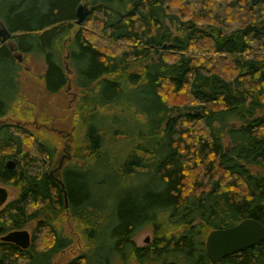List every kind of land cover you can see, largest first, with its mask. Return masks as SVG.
I'll return each instance as SVG.
<instances>
[{"label":"trees","instance_id":"16d2710c","mask_svg":"<svg viewBox=\"0 0 264 264\" xmlns=\"http://www.w3.org/2000/svg\"><path fill=\"white\" fill-rule=\"evenodd\" d=\"M0 23L14 48L0 41V119L20 95L18 54L43 62L49 94L70 78L81 92L80 164L58 172L67 206L54 147L0 125V185L19 190L0 208V237L35 221L50 239L0 240V264H52L71 241L48 221L61 211L81 225V264H264V240L218 263L205 254L212 230L264 226V176L251 170L264 169V0H0ZM91 35L123 48L106 54ZM145 227L153 238L138 246Z\"/></svg>","mask_w":264,"mask_h":264},{"label":"rangeland","instance_id":"374dc122","mask_svg":"<svg viewBox=\"0 0 264 264\" xmlns=\"http://www.w3.org/2000/svg\"><path fill=\"white\" fill-rule=\"evenodd\" d=\"M81 4H86L82 2ZM88 7V4H86ZM86 30L92 33V26L87 23ZM97 36V35H95ZM94 43L98 44L106 53H116L123 48L122 44L112 45L101 37L91 35ZM21 69L19 72V88L20 95L15 103L14 111L5 118L0 119L1 124H15L20 127L24 146L31 143L33 138H38L46 141L55 149L54 164L64 163L80 164L78 159H74L76 153V121L77 107L80 102L81 92L74 88L72 79L67 85L57 94H49L45 91L42 75L45 71V66L40 59H35L31 56H21ZM142 69L139 62H130L128 64V72H137ZM193 112V111H192ZM198 112V111H196ZM27 133V134H26ZM70 163V164H69ZM55 168V167H54ZM53 168V169H54ZM253 172L260 173L264 176V169L251 167ZM8 192V201L18 195V188L13 186H4ZM47 215L42 216L43 219ZM49 223L56 227L60 234L69 238L70 244L58 252L52 258V264H81L79 256L85 254V243L80 231V223L74 220L68 211H61L55 219L49 218ZM35 221L29 222L23 229L29 232L31 242L42 249L47 247L50 239L45 232L39 230L38 234H34ZM100 226V231H102ZM107 234V227H104ZM153 238L150 227H145L139 231L135 237V243L138 246L148 244ZM148 239V241H146ZM95 240L94 246L98 253L101 251L100 244ZM96 253V254H97ZM100 253H98L99 255ZM102 255V254H101ZM112 264H123L119 258H114ZM129 264H138L136 261H129ZM153 264V263H146Z\"/></svg>","mask_w":264,"mask_h":264},{"label":"water","instance_id":"95a60500","mask_svg":"<svg viewBox=\"0 0 264 264\" xmlns=\"http://www.w3.org/2000/svg\"><path fill=\"white\" fill-rule=\"evenodd\" d=\"M89 9L86 4H79L76 8V25H81L88 15ZM0 37L1 42H8L10 38V33L6 28L0 23ZM9 47L14 51L11 43ZM165 48V47H163ZM17 60L20 62L21 55H16ZM62 164L59 163L57 168L54 169L55 179L59 183L61 190L63 192L65 206H67L66 194L64 191V186L61 180L58 178L59 169ZM8 168H13L14 163H7ZM8 192L4 186L0 185V208L7 203ZM1 241L13 243L22 249H26L30 246V234L25 229L9 231L0 237ZM264 240V226L251 218H246L234 226L215 229L210 231L205 239V254L210 262L218 263L226 256L241 252L245 249L252 248L258 243ZM148 241V239L146 240Z\"/></svg>","mask_w":264,"mask_h":264},{"label":"flooded vegetation","instance_id":"af4514ba","mask_svg":"<svg viewBox=\"0 0 264 264\" xmlns=\"http://www.w3.org/2000/svg\"><path fill=\"white\" fill-rule=\"evenodd\" d=\"M0 41H1V37H0ZM54 171V169H52V172ZM54 173V172H53ZM55 174V173H54Z\"/></svg>","mask_w":264,"mask_h":264},{"label":"bare ground","instance_id":"6f19581e","mask_svg":"<svg viewBox=\"0 0 264 264\" xmlns=\"http://www.w3.org/2000/svg\"><path fill=\"white\" fill-rule=\"evenodd\" d=\"M165 47V46H164Z\"/></svg>","mask_w":264,"mask_h":264}]
</instances>
